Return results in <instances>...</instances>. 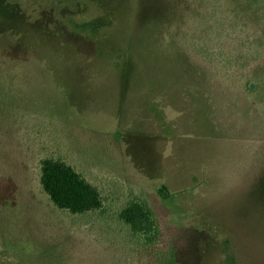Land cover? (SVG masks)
<instances>
[{
    "label": "rangeland",
    "instance_id": "1",
    "mask_svg": "<svg viewBox=\"0 0 264 264\" xmlns=\"http://www.w3.org/2000/svg\"><path fill=\"white\" fill-rule=\"evenodd\" d=\"M46 158L103 208L55 207ZM0 264H264V0H0Z\"/></svg>",
    "mask_w": 264,
    "mask_h": 264
},
{
    "label": "trees",
    "instance_id": "2",
    "mask_svg": "<svg viewBox=\"0 0 264 264\" xmlns=\"http://www.w3.org/2000/svg\"><path fill=\"white\" fill-rule=\"evenodd\" d=\"M40 184L55 207L72 215L82 216L103 208L100 189L61 159L41 161ZM118 217L133 233L143 235L149 242L162 237V221L145 201L133 200Z\"/></svg>",
    "mask_w": 264,
    "mask_h": 264
}]
</instances>
